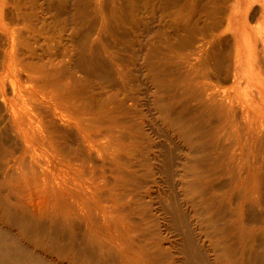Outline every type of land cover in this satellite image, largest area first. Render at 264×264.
<instances>
[{
	"label": "bare ground",
	"instance_id": "1",
	"mask_svg": "<svg viewBox=\"0 0 264 264\" xmlns=\"http://www.w3.org/2000/svg\"><path fill=\"white\" fill-rule=\"evenodd\" d=\"M13 64L10 57L7 67ZM10 84L12 96L2 100L14 133L0 128V264H132L133 256L164 264L161 217L153 212L151 192L143 190L156 185V174L170 185L161 215L181 236L184 264H209L208 250L215 264L247 263V241L264 233V214L252 207L264 206L263 95L238 101L240 109L233 100L204 105L194 119L180 101L167 102L165 76H158L156 107L171 135L155 152L137 113L123 101L116 110H96L77 103L73 88L46 95L38 84ZM58 113L64 127L50 119ZM170 136L184 149L168 144ZM97 138L112 148L108 162L91 155ZM43 253L54 254V262ZM255 259L264 264V244Z\"/></svg>",
	"mask_w": 264,
	"mask_h": 264
},
{
	"label": "rangeland",
	"instance_id": "2",
	"mask_svg": "<svg viewBox=\"0 0 264 264\" xmlns=\"http://www.w3.org/2000/svg\"><path fill=\"white\" fill-rule=\"evenodd\" d=\"M233 3L0 0V82L5 86L4 95L0 92V128L14 133L11 112L2 100V96H12L11 80L24 86L41 85L46 95L60 86L73 88L77 103L96 110H116L118 102L123 101L125 107L137 113L136 123L144 126L155 152L170 133L162 125L156 107L155 80L160 75L167 82V102L173 105L180 101L194 119L200 117L204 105L211 103L259 101V95L264 96V2L240 0L235 2L236 9ZM10 57L12 68L7 67ZM150 63L160 72L155 73ZM50 119L60 127L66 125L60 113ZM16 140L19 145L20 140ZM170 140L184 149L178 139L170 136L167 143L172 146ZM92 145L91 155L96 161L101 162L100 156L110 160L112 148L106 146L107 139L97 138ZM3 146L5 143L0 149ZM125 159L138 162L134 156L125 155ZM155 179V186L148 184L143 190L151 192L153 212L161 217L159 227L166 252L161 261L184 264L179 253L181 236L161 215L162 207L169 203L166 196L170 185L160 174ZM172 183L177 184L176 178ZM252 207L260 217L264 214V206L253 203ZM258 226L249 224L254 229ZM196 234L202 236L199 230ZM208 243L204 241L206 248ZM263 244L262 232L247 241L246 264H259L255 256L262 253ZM237 247L240 249L239 244ZM207 254L209 264H215V253L208 250ZM42 255L55 260L54 254ZM112 257L119 262L121 254L114 250ZM133 257L132 264H143Z\"/></svg>",
	"mask_w": 264,
	"mask_h": 264
},
{
	"label": "crops",
	"instance_id": "3",
	"mask_svg": "<svg viewBox=\"0 0 264 264\" xmlns=\"http://www.w3.org/2000/svg\"><path fill=\"white\" fill-rule=\"evenodd\" d=\"M230 1H233L234 3H233V7H234V9H236V4H235V2H237V1H240V0H230ZM248 2H253V1H259V2H264V0H247ZM253 4V3H252ZM251 4V5H252ZM260 8V7H259Z\"/></svg>",
	"mask_w": 264,
	"mask_h": 264
}]
</instances>
